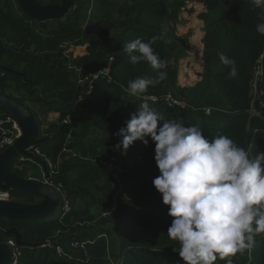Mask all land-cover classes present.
Wrapping results in <instances>:
<instances>
[{
  "label": "trees",
  "instance_id": "1",
  "mask_svg": "<svg viewBox=\"0 0 264 264\" xmlns=\"http://www.w3.org/2000/svg\"><path fill=\"white\" fill-rule=\"evenodd\" d=\"M121 1L117 5L116 0H97L93 17L88 18L90 25L85 27L86 6L83 8L79 0L64 18L40 22L22 13L16 0H0V38L7 48L0 64L12 70L0 69V93L25 106L33 103L45 113L58 114L56 121L39 130L38 138H45L35 148L57 163L51 180L62 186L71 204L62 218L58 214L28 222L0 216V223L6 228L16 227L22 240L40 244L51 241L63 249L59 256L47 246H18V264H107L108 257L120 264H184L178 253L169 251L179 243L167 236L173 218L152 184L159 170L151 138L145 137L147 145L134 141L122 155L126 172L121 177L119 195L107 171L94 161L119 152L113 148L120 139L115 133L126 126L141 104L161 114L164 121L198 126L209 140L226 135L248 151L250 158L264 152V35L256 31L257 24L264 22L259 18L261 9L251 0H226L219 7L199 12L197 17L204 23V48L211 52L203 57L200 79L182 86L177 83L178 62L190 46L186 33H176L175 23L188 2L205 0ZM168 20L175 25L169 37L164 32ZM153 36L158 37L154 51L167 61V78L149 86L142 95L131 96L129 82L137 77L154 78L156 70L146 62L131 64L123 46L136 38L147 42ZM200 38L201 31L196 30L192 39L195 42ZM77 46L85 48L82 55L66 53ZM215 49L235 61L236 76L229 75L232 66L221 62L212 52ZM111 55L113 80L98 79L91 94L78 103L81 88L75 82V69L92 72L105 66ZM260 55L263 73L255 90L260 95L253 102L250 71ZM163 93H170L187 106L170 107L144 98ZM66 116L71 125L62 122ZM102 116L111 117L114 125L109 126ZM7 117L0 111L1 120ZM35 162L27 157L22 164L36 166ZM11 170L18 176L38 179L14 163ZM10 192L11 200L39 201L32 194ZM113 206L115 209L110 210ZM107 209L109 213L104 215ZM8 239L14 238L0 231V242ZM71 242L83 248L72 247ZM228 259L231 264H264V234L255 237L250 255L245 250L225 260L217 259L214 264H226Z\"/></svg>",
  "mask_w": 264,
  "mask_h": 264
},
{
  "label": "clouds",
  "instance_id": "2",
  "mask_svg": "<svg viewBox=\"0 0 264 264\" xmlns=\"http://www.w3.org/2000/svg\"><path fill=\"white\" fill-rule=\"evenodd\" d=\"M251 3L261 9L259 18L264 21V0ZM256 31L264 35V22L257 24ZM157 39L136 38L123 46L131 64L146 62L156 70L154 78L137 77L129 82L131 96H140L167 78V61L153 48ZM217 55L232 66L229 75L236 76L235 61L222 52ZM115 135L120 139L113 148L122 155L134 141L147 145L145 137H150L154 142L159 175L152 184L173 218L167 236L179 243L184 264L225 260L251 250L255 237L264 234V152L250 158L230 137L218 135L209 140L198 126L164 121L146 103Z\"/></svg>",
  "mask_w": 264,
  "mask_h": 264
},
{
  "label": "water",
  "instance_id": "3",
  "mask_svg": "<svg viewBox=\"0 0 264 264\" xmlns=\"http://www.w3.org/2000/svg\"><path fill=\"white\" fill-rule=\"evenodd\" d=\"M22 13L28 18L40 21H54L64 18L70 13L75 0H59L57 3L41 4L39 0H16ZM7 48L0 38V61ZM0 69L12 72L0 64ZM0 111L16 120L21 129V136L14 143L0 152V189L16 190L32 194L40 198L37 203H27L16 200H0V216L17 220H37L50 216L59 206L60 198L54 186L37 179L18 176L11 171V163L17 155L22 154L39 163L45 172V160L27 149L35 147L45 137L38 138L40 127L29 109L14 98L0 93ZM47 177L49 175L47 174ZM0 231L13 236L17 246L38 248L40 243H30L22 240V234L16 227L6 228L0 223ZM12 259V250L6 242H0V264H9Z\"/></svg>",
  "mask_w": 264,
  "mask_h": 264
},
{
  "label": "built area",
  "instance_id": "4",
  "mask_svg": "<svg viewBox=\"0 0 264 264\" xmlns=\"http://www.w3.org/2000/svg\"><path fill=\"white\" fill-rule=\"evenodd\" d=\"M73 8H75V5H73ZM113 55H111L106 63L105 66L98 68L97 70H94L92 72L88 73H81L79 69H75V82L76 84L81 88V91L77 95V102L83 101L88 95L91 94L92 90L94 89V83L102 78L105 79L106 82H111L113 79L111 77V70H112V61H113ZM144 98L149 102H161L164 103L170 107H185L183 105V101L177 100L170 93H163L161 95H148L144 96ZM209 112V109H206V113ZM66 125H71V120L69 116H66L63 121ZM7 123V125H6ZM20 135V130L16 122L11 118L7 117L5 120L0 119V152H2L7 147L11 146L15 139ZM30 152H34L36 155L41 156L46 164H47V172L43 171V168H41L42 172V179H37L42 182L48 183L55 187L57 190V193L60 198V203L57 208L59 210L60 218H62L66 213H68L71 209L70 200L66 194V192L62 189V186L60 184L55 185L52 180L51 176L52 174H55L57 172V163H53L49 158L43 156L40 151L35 148L31 147L28 148ZM63 151H66L65 153H70L65 148ZM27 157L19 154L15 158V166L20 168L21 164L24 162V160ZM96 159V158H95ZM95 162H97L99 165H101L109 174V176L112 179V182L114 186L116 187V195H119V193L122 191V175L126 172L124 168V160L122 157V154L120 152H116L113 155H110L107 158L98 157ZM33 161V160H32ZM35 162V161H34ZM36 163V162H35ZM47 174L49 177H47ZM30 179H35L32 177H29ZM0 200H11V192L10 190H4L0 189ZM115 206L112 207L110 210H114ZM109 213V209H107L104 212L105 214ZM9 247L12 250V259L9 264H18V261L20 259L21 252L19 250V247L15 244L14 239H8L6 242ZM42 247H49L52 250H54L59 256L63 254V249L61 245H53L51 241H46V243L41 244ZM72 247H82V245L79 246L77 242H71ZM179 251V247L172 248L171 252L177 254ZM120 264V263H117Z\"/></svg>",
  "mask_w": 264,
  "mask_h": 264
},
{
  "label": "rangeland",
  "instance_id": "5",
  "mask_svg": "<svg viewBox=\"0 0 264 264\" xmlns=\"http://www.w3.org/2000/svg\"><path fill=\"white\" fill-rule=\"evenodd\" d=\"M116 1H117L116 4L119 5L118 1L120 0H116ZM79 2H80V5L83 6V8H84V5L86 6V18L88 19L89 17H93V12L95 11L97 7L96 5L97 0H79ZM225 3H226V0H205L204 2H201V3L188 2L186 8L183 11H181V13L179 14V22L175 23L176 33L179 35H184L186 33L188 35L187 38H188L189 46H190L189 50L186 52V55L183 58H181L178 62V75L179 76H178L177 83L179 85H182V86L183 85H193L200 79L201 77L200 73H202L204 70L203 57L206 55V53L208 54L209 52H211V51L206 50V48H204V44L202 41V37L205 34V32L203 31L204 28H202L204 26V23L200 19H198L197 17L198 13L206 9H209L211 7H219ZM188 8H193L194 11L190 13L187 11ZM88 25H90L89 22H88ZM175 25L173 21L168 20L164 28V32H166L168 37L170 35L171 30L175 27ZM196 30L201 31V38L198 41L194 42L192 39V35L196 32ZM70 48L66 51V53L71 52L74 57L80 55L82 51H84V48H72V50ZM212 52L215 55H217V53H219L220 51H217L215 49V51H212ZM180 68H183V70L180 71ZM97 69L98 68H96L95 70ZM250 73L253 74L252 86H253L254 91L252 93L253 94L252 97H253V102H254L255 100L259 98V95H260L255 90L257 89V82L259 81L260 77H262V73H263L262 55L259 56L258 60L256 61V64L251 67ZM183 105L187 106L185 102H183ZM261 106L264 107L263 101H261ZM38 107L39 106L34 105L33 103H29V108L32 109L34 117L41 130V129L47 128V126L50 125L51 122L56 121L58 118V114L55 112L45 113L42 110H40ZM167 116L170 117L172 115H167ZM102 118L109 119L110 124L111 125L113 124L111 117L102 116ZM27 150L29 151V149ZM22 168H25L29 172L30 175H33L38 179H42L41 168L39 165L36 164V166H32L30 164H21L20 169ZM58 214H59V210L56 209L47 218L57 217ZM27 221L30 222L31 220H27ZM169 251L170 253H172L171 249H169ZM247 252L250 255L251 250H247ZM111 255H114V254H110V253L108 254V256H111ZM20 258H21V255H20ZM117 263L118 261L115 258H110V257L107 258V264H117Z\"/></svg>",
  "mask_w": 264,
  "mask_h": 264
},
{
  "label": "crops",
  "instance_id": "6",
  "mask_svg": "<svg viewBox=\"0 0 264 264\" xmlns=\"http://www.w3.org/2000/svg\"><path fill=\"white\" fill-rule=\"evenodd\" d=\"M88 24V19H86V21H85V23H84V25H87ZM86 27V26H85ZM76 48H84V47H82V46H77ZM85 52V48H84V51H82V53L81 54H83ZM28 107V106H27ZM30 109V108H29ZM31 110V109H30ZM31 112H32V110H31ZM33 113V112H32ZM34 115V114H33ZM8 117H11V116H9L8 115ZM12 118V117H11ZM13 119V118H12ZM14 120V119H13ZM15 122H16V120H14ZM105 122L109 125V126H111V124H110V120L109 119H105ZM16 124H17V122H16ZM18 125V124H17ZM19 127V126H18ZM19 130H20V135H19V137L21 136V134H22V132H21V129H20V127H19ZM15 162V159L12 161V163H11V165L13 164ZM37 163V162H36ZM37 165H39L40 167H42L39 163H37ZM12 171V170H11ZM39 198V197H38ZM39 201H40V198L38 199ZM38 201V202H39ZM37 203V202H36Z\"/></svg>",
  "mask_w": 264,
  "mask_h": 264
}]
</instances>
